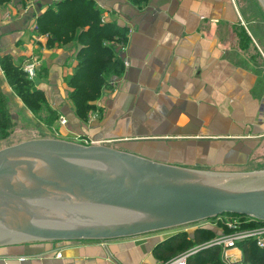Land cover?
<instances>
[{"label": "crops", "instance_id": "obj_1", "mask_svg": "<svg viewBox=\"0 0 264 264\" xmlns=\"http://www.w3.org/2000/svg\"><path fill=\"white\" fill-rule=\"evenodd\" d=\"M61 1L0 4V49L21 56L22 46L39 56L37 87L66 117V125L56 124L65 138L187 168L249 164L264 136V17L250 0H91L103 22L128 34L117 54L124 72L87 119L71 109L65 82L77 64L65 49L79 44L82 28L67 43H50L39 30L42 15L63 9ZM156 241L140 235L9 245L0 247V264H157ZM227 254L243 258L239 246Z\"/></svg>", "mask_w": 264, "mask_h": 264}, {"label": "water", "instance_id": "obj_2", "mask_svg": "<svg viewBox=\"0 0 264 264\" xmlns=\"http://www.w3.org/2000/svg\"><path fill=\"white\" fill-rule=\"evenodd\" d=\"M228 215L264 222V170L187 168L57 138L0 149V247L129 238Z\"/></svg>", "mask_w": 264, "mask_h": 264}, {"label": "trees", "instance_id": "obj_3", "mask_svg": "<svg viewBox=\"0 0 264 264\" xmlns=\"http://www.w3.org/2000/svg\"><path fill=\"white\" fill-rule=\"evenodd\" d=\"M10 0H0L6 4ZM143 1V0H142ZM64 8L60 11L49 9L42 15V27L39 30L49 32L50 43L58 41L67 43L73 40L74 31L81 27L79 42L81 47L77 51V64L71 75L65 79L67 85V101L74 114L82 119H87L91 111L96 110V102L104 92V87L109 85L110 79L122 76L125 64L116 54V47L106 44V38H117V42L127 41L128 29L116 22H103L102 11L97 9L91 0H62ZM84 21V23H82ZM87 25V26H86ZM85 26L88 29L85 30ZM117 46V45H116ZM0 65L5 78L15 94L24 101L25 106L35 115L41 110V103L46 107L48 114L41 115V122L52 125L62 114L58 108L49 105L46 93L36 88L33 80L12 55H2ZM7 97L0 87V138L8 136L12 128L13 118L6 107ZM42 100V102H38ZM254 223L251 225L253 226ZM228 228L223 232L207 227H198L192 231L193 236L187 232H179L166 240H161L155 251L159 259L167 261L177 254L197 245L211 241L220 233H229ZM242 250L243 260L251 264H264V248L257 246L252 240H243L238 243ZM188 264H225L221 247L213 246L203 248L192 255Z\"/></svg>", "mask_w": 264, "mask_h": 264}, {"label": "rangeland", "instance_id": "obj_4", "mask_svg": "<svg viewBox=\"0 0 264 264\" xmlns=\"http://www.w3.org/2000/svg\"><path fill=\"white\" fill-rule=\"evenodd\" d=\"M250 3L252 6V11L255 12V15L257 16L259 14V17H260V15L264 17V8H263L262 4L259 2V0H250ZM259 28L262 29L259 32L264 34V25H261ZM126 34H128V32H126ZM262 34H260V38L264 42V35H262ZM104 42L106 44H109V45L114 44V46L116 47V54H118V50H119L120 46H118L119 43L117 42V38H115V37L112 39L106 38ZM79 44H80V42H79ZM79 44H75V46H72L73 44H71L70 46H67V48L69 47L68 49H65V50H69V52H70L68 54L70 64H74V60L77 61V51L81 47V46H79ZM243 46H245L244 43H243ZM19 47H20V51H21V56H16V55H13L11 53H8V51L5 49L4 50L0 49V57L2 55H12L14 57V61L18 62L20 65H22V68L26 64H29L32 62L37 63L40 60L38 58L39 56H37L36 53H33V57H32V55H30L31 53H28L30 50L28 51L27 49L23 48L22 46H19ZM42 49H43L42 46H39L36 51H38L39 54H41ZM33 52H35V51H33ZM28 60H30V61H28ZM1 71L2 70L0 68V87L7 97L6 107L9 111L10 116L13 118V123H12V128L9 129L7 132L8 136H6L3 139L0 138V149L5 148L7 146L18 144V143L26 141V140L37 139V138H57V139H65V140H69L72 142H77V143L84 144V145H98V144L91 143V142H84L82 139L65 138L63 132L60 133L59 129L57 128V125L60 123V117L52 125H46L43 122H41L39 119L41 117V115L46 116L48 114L47 109L43 105V103H41V105H40L41 110L38 111L37 115H35L30 109H28L25 106L24 101H22L20 99L22 101V103H21V101L18 98V95L15 94V91L13 89H8L9 84L6 81L4 72H1ZM262 72H263V70H262ZM2 73L4 74V76H2ZM39 76H41V75H39ZM28 78L33 80V82L37 88V86L40 82L38 79V75H36L34 78H30V77H28ZM112 81H113V79H110L109 85L104 87L103 91H105L111 87ZM48 99H49V97H48ZM38 102H42V100H39ZM50 103L51 102L49 100V105H50ZM263 118H264V116H263ZM66 124H67V122H66ZM66 124H64V125H66ZM64 125H62V126H64ZM260 134H264V132H260ZM260 137H262V136H260ZM260 140H261V143H259V144H261V145L255 149H253L252 158H251L249 164L246 163L244 165L243 164L242 165H222V166H217L215 168H209V169L207 168V169H203V170H210V171H217V172H228V173L252 172V171L264 170V136ZM233 218H234V220H238L242 224V222L244 221L242 218H245V217L233 216ZM216 220H214V221H211V220L201 221L198 223L188 224V225H184V226L177 227V228L166 229V230H162V231H158V232H154V233H149V234H145V235H141V236H142V238H144V237L152 238V240L154 238H156V240H158V241H156L157 243H153L155 246V247L154 246L153 247H154V249H156L159 240H166L169 237H171L172 235L178 234L179 232H187V234H188L187 236L191 237V236H193L192 231L198 227H200V228L201 227H207V228H212L213 230L217 229L219 232H221V230H223V228H228L225 226V223H222L221 221H216ZM245 226L246 225H242V226H238V227H240V229H241ZM230 232H231V230H230ZM190 247H188V250L190 249ZM155 259L159 263V262H162L163 260H165L166 258L159 259L156 256Z\"/></svg>", "mask_w": 264, "mask_h": 264}, {"label": "built area", "instance_id": "obj_5", "mask_svg": "<svg viewBox=\"0 0 264 264\" xmlns=\"http://www.w3.org/2000/svg\"><path fill=\"white\" fill-rule=\"evenodd\" d=\"M23 69L30 78H34L36 76L37 64L35 62L26 64L23 66ZM66 122V117L61 115L60 124L64 125L66 124ZM228 216L219 217L216 221H221L222 223H225V226L228 227L231 232L220 233L218 236H216L209 242L194 246L193 248L183 251L167 261H162L157 264H188V260L192 255H194L205 247L208 248L213 246H218L222 248L223 261L225 262V264H251L249 262L244 261L243 258L237 261H233L230 259V256H228L227 252L229 249L237 247L238 243L243 240H252L257 244V246L264 248V222H258L248 217H245L242 218L244 221L241 224V222H239L238 220H234L233 216ZM253 223L254 225L251 226ZM242 225L246 226L240 229V227L238 226ZM221 232H223V230H221ZM56 256L58 258H61L62 253L57 252Z\"/></svg>", "mask_w": 264, "mask_h": 264}]
</instances>
